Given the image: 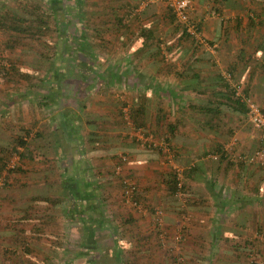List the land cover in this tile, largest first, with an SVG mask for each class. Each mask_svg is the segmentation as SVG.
Masks as SVG:
<instances>
[{
  "label": "crops",
  "instance_id": "1",
  "mask_svg": "<svg viewBox=\"0 0 264 264\" xmlns=\"http://www.w3.org/2000/svg\"><path fill=\"white\" fill-rule=\"evenodd\" d=\"M105 1H110L115 5V8L117 7L110 18L115 20L121 18L123 23H129V17L137 9V4L140 1L145 4L139 7H144L149 1L155 0ZM192 1V17L198 20L202 35L204 34L210 43L205 47L209 52H205L207 61H202L203 59L198 57L195 60L196 64H199L198 68L197 65H191L190 71L185 72L182 68L176 76L167 75L168 72L164 71L163 67H158L152 74L144 72L143 68L149 64L147 59H139L136 62L134 60L127 61L131 62L132 67L137 68L135 79L131 77L134 79V84L131 86L129 94L131 97L142 100L147 114L153 111L155 113L160 108L155 109L154 105L149 108V98L155 99L160 106L162 98L169 95L176 99L175 106L179 110L177 118L180 120H182V116L190 118L189 122L186 121L177 126L178 134L173 139V144L179 148L176 160L186 163L188 168L190 166L196 168L188 176L185 172L188 168L183 167V181H185V191H188L186 195L189 198L183 199V202L186 199V207H181L179 204L182 202L178 200L179 203L174 202L172 210L180 208L192 210L194 213L192 226L196 227L193 231L191 230L194 233L193 237L196 236L194 242L199 240L210 242V249L202 253L200 249H196L195 244L192 245L189 264H245V252L242 251V245L246 242L255 243V249L264 259V164L260 163L258 157H254L255 150L264 145V139L259 130L257 134L260 132V135L256 136L251 132L246 134L240 131L244 128L241 125H233L234 131L239 130L237 134L244 133L243 141L237 147L240 157L237 160L231 158L230 142H225L226 137H224V134L231 129V125L223 119L218 127H214L203 120L196 121L193 116L196 117V114H200L201 112L197 111H202L201 108L210 102L214 107L219 105L218 102H223L219 106L223 109V115L225 110L227 112L230 108L234 109L226 104L225 97L229 95L231 91L229 89L233 90L237 86L245 95L264 107V0ZM128 23L126 26L131 29V24ZM200 60L202 65L198 63ZM157 65L159 66L158 63ZM152 66H155V63H152ZM202 66L206 68H204L205 71L201 70ZM2 79L7 80L2 76L0 82ZM170 80L171 82L175 80L176 87L173 89L165 87L166 82L169 83ZM151 81L153 85H150ZM155 82L158 85H155ZM6 88L0 84V102L2 104L0 105V161L11 159L10 149L19 151L25 148L16 147L9 142L17 134H25L24 127L21 126L19 129L14 123L2 122V114L7 110L11 109L9 111L11 114L17 111L15 105L8 107L11 101H8L7 104L5 101L2 102L5 96L13 95L9 93L10 88ZM167 90L169 91L167 92ZM111 91L113 92H111V99L114 101L118 95L113 89ZM95 103L93 102V107L87 114V118L91 121L87 124L81 123V125H87L90 136L94 137L95 134L98 140H90V149L86 147L85 150L80 147L78 150L76 149L77 152L72 155L73 161L69 156L68 139L66 142L64 139H56L53 142L52 138L48 139L54 130L51 122L47 121L48 119L42 121L46 124V132H43V123L35 122L37 124H33V128H29L33 131L30 138L38 144L34 150L35 164L29 166L25 164L24 166L21 163L23 172L12 173L9 176V184L0 186V264H55L59 251L53 246L55 237L51 238V236L54 231L48 229L54 227V214L51 212L54 204H64L62 208L66 216L62 213L60 216L62 220L57 222L67 225L68 231L70 227L79 226L75 223L77 220L70 218V215H74L75 212L80 215V209L86 211L87 205L91 204V201H95V205H89V208L94 207V211L100 214L99 210L104 204L102 199L105 198L103 191H105L106 185L98 181L94 183L88 179L92 173L94 175L98 173L97 177L101 178L106 176L107 172L110 173L98 162L102 157L107 161L110 158L109 155L97 156L96 151L98 149L104 152L106 149L110 150L111 146L116 144L114 142L116 137L111 135V137L105 138V135L102 134L103 131L98 129V127H102L99 123L106 124V129L116 134L115 132L123 124L121 122L127 121L130 125V119L128 116H125L124 120L120 119L113 108L106 107L102 111ZM138 103L139 101L131 102L122 108V111H127L130 106L138 105ZM110 104L112 105L111 101ZM105 105L109 104L101 103V106ZM262 110L264 111V109ZM234 111L243 112L239 109H234ZM123 114L125 115L124 112ZM244 114L248 116V111ZM217 128L222 131L219 132ZM48 130H51V133ZM38 133H42V136H37ZM221 134L223 135L221 136ZM239 136L241 138V134ZM102 137H104L103 140ZM25 138L28 140L27 137ZM41 138L46 143H38ZM233 139L234 142L232 141L231 144L235 143L236 136ZM221 147L223 148L221 154L225 152L223 161H220L217 155L209 154ZM213 156L217 158L215 159ZM189 163L191 164L189 165ZM6 167L3 174L8 172ZM135 172L137 171L135 170ZM148 174L155 176L151 170L148 171ZM138 178L140 185L142 182L143 186L140 196L143 199L146 196L152 198L154 192L156 194L158 190L154 187L157 179L146 176L145 172L141 173ZM111 182L107 183L111 184ZM98 186L99 189H97ZM146 186H149L148 190H145ZM80 189L82 191H79ZM109 192L114 194L112 188ZM148 192L153 193L149 194ZM73 194L78 197H74V200L79 199L81 202L71 201ZM43 196H48L51 201L42 200ZM83 199H88L89 202H85ZM157 204L162 205L161 202ZM81 215L80 222L83 229L80 230V234L79 232L74 233L77 239L72 240L79 246L81 245L77 257L84 259L86 252H89L94 258V264H118V260L121 264L127 258H134L133 261L138 259L136 264H175L172 263L171 254L165 256L163 253H159L158 255L154 248L152 252L144 251V253L137 251L136 247H134L136 251L132 250L133 246H131V249L130 247L123 249L126 250L124 254H119L115 237L116 230H112L114 221H110V218L87 220L83 219ZM171 219L175 220L173 217ZM85 223L87 224L85 225ZM57 226L60 228L63 225ZM204 231H206L205 234H203ZM216 233L218 236H215ZM78 236H80L79 240ZM59 239L70 240L64 233L59 236ZM158 247L161 246L158 245ZM101 253L104 255L102 256ZM119 255L120 258H118ZM122 255L125 257L121 258ZM174 255L176 257V254ZM63 264L68 263L64 262Z\"/></svg>",
  "mask_w": 264,
  "mask_h": 264
},
{
  "label": "rangeland",
  "instance_id": "2",
  "mask_svg": "<svg viewBox=\"0 0 264 264\" xmlns=\"http://www.w3.org/2000/svg\"><path fill=\"white\" fill-rule=\"evenodd\" d=\"M64 1L66 2L67 7H69V12L67 17L68 24L63 29V36L66 41L62 42V44L60 40H58L55 27L50 29H54V32L49 33L46 37L43 36L40 38L38 36H34L33 38L30 35H20L11 32L6 33L0 30V77L4 75L6 71L5 68H10L11 61L18 62V65L24 70L27 68L31 77L29 80L19 78L18 85L12 84L5 79H2V82H0L2 86L7 87L6 89L10 88L9 93L13 94L12 96H9L7 93L8 97L5 96L2 99V102L5 101L7 104L8 101H11L12 103L8 102V107L15 105L14 107L17 109V111L15 110L16 112L12 114L9 113L11 109L2 114V122L14 123L16 128L19 127L20 129L21 126L24 128H33V124L36 125L37 123H43V120L48 119L47 121L51 122L55 130H53V135L51 134L48 139L52 138V142L56 139H64L66 142V139L69 138V156L73 161L74 157H72V155L77 152L79 147L84 150L85 147L87 149L91 148V136L88 132V127L87 125H81V123L87 124L91 121V119L87 118V114L90 113L91 108L93 107V102H96L95 104L98 108H101L102 111L106 107L113 108V111H116L120 118L118 108L125 107L123 106V102L130 104L131 102L139 101V98L131 97L129 94L131 86L134 84V76L137 72V68L134 66L132 67L131 62L127 61L134 60L136 62L139 59H147L149 64L143 68L144 72L152 74L158 67H163V70L168 72L167 75L176 76L182 68H184L182 70L185 72L190 71L189 67H191V65H197L195 60L198 57L199 59H203L202 61H207L205 57H207L206 53L209 52L205 47L210 43L204 34L203 37L206 40V44H201L186 36L183 33L181 26L176 22L172 12L169 10L166 0L149 1L144 7H139L140 5L145 4L140 1L137 4V9L133 11L134 14L132 12L131 17H129V23L132 27L131 29L129 26H126L128 22L122 23V26L118 28V23L115 19L110 18V15L114 14L117 8H115V5L110 1L80 0L81 3L79 5H77V0ZM39 7L41 8L40 10H38ZM58 7L61 8V5ZM26 9L30 15L24 13ZM34 10H38L37 12H34L35 14L40 12L48 14L52 13L51 8H49L43 0H0L1 14L9 12L10 15L15 16L22 13L31 19L33 15L32 11ZM77 11H80L82 18L79 19V17L76 16ZM107 15H109V17H106ZM50 19L54 21L53 17H50ZM193 19L198 22L196 18L193 17ZM83 32L86 45L91 54V61L94 62L92 65L95 70V74L91 75L89 79L84 80L79 77L80 74L76 69L77 65L74 58L75 50H69L67 53H63L62 51V48L66 46V43L69 44L70 41L81 35ZM11 40H20L21 42L15 45V48H10V43L7 46L6 44ZM159 45L161 47L164 45L166 49L165 51L168 53L167 58L162 56L164 54L163 52L161 54ZM152 63H155V66H152ZM198 63L202 65L201 60ZM198 66L199 64L197 65V68ZM202 67L203 69L201 70L205 71L206 68L204 66ZM54 72L57 73L58 76L55 78V82L50 86L51 83L49 79H51ZM131 77H134V79L132 78V80ZM31 83L34 86H31ZM150 85H153L152 81L150 82ZM155 85H158V83L155 82ZM175 85V80L173 82L170 80L169 83L166 82L165 87L167 89H173L176 87ZM112 89L116 91L118 95L116 96L117 99L114 100L115 102L111 99L113 93L111 91ZM168 91L169 90H167V92ZM30 92L32 93L30 94ZM34 93L39 95H36L38 99L36 100L35 98L31 101L32 99L29 97H33V95H35ZM46 95L51 97H48L47 101L43 103L42 98ZM25 96L28 98L25 99ZM148 100L149 108L154 105L155 109L160 107L165 108L169 113L171 112L168 118L169 122H173L174 119H177L179 110L176 109L175 98L165 95L162 98L160 106H158L159 103H157L155 99L151 100L149 98ZM110 101L112 105L110 104ZM101 103H108L109 105L101 106ZM0 105H2L1 102ZM261 108L264 109L262 106ZM153 112L151 113L153 114ZM84 113H86V115H84L86 118L83 116ZM67 115L70 123L78 126V129L73 132L72 137L67 135V133H65V131L59 126L63 117L67 118ZM224 115L226 117L224 121L231 125V129L224 134V137H226L225 142H230L229 144L232 151L231 158L238 160L240 157L237 153V147L242 143L244 133L248 134L251 132L253 135L259 136L260 132L257 134L258 130L254 128L249 117L243 112H236L234 109L230 108L227 112L225 110ZM185 119L189 122V118ZM44 123L42 124L43 132H46V124ZM99 124L102 125V127H98V129L103 131L102 134L105 135V138L115 135L116 139L114 142L116 144L111 146L110 150L106 149L105 152L99 149L96 151L97 156L107 154L106 156L109 155L108 157H110L107 161H105L106 159H104V157L98 161L103 167H106L105 170H109L110 173L107 172L106 176L102 178L99 176L97 177L98 173L95 175L92 173L89 177L90 179H88L94 183H97L98 181L106 185L105 191H103L105 198H103L104 200L102 199L104 204L102 205L101 210H99L100 214H98V212L94 211V207L89 208V205H95V201H91V204L86 203L88 204L87 206L89 210L87 207L86 211L80 209V215L82 214V218H86L87 220L110 218V221H114V227L112 226V230H116L115 237L117 239V250L119 254H124L126 250L123 249L129 247L131 249V246H133L132 250L137 248V251H145L146 253L152 252V249L154 248L158 255L159 253H163L165 256L171 254L170 257L173 259L175 256L174 254H176L177 259L181 261V264H189L192 245L195 244L196 249H200L202 253L209 250L210 242H205V240L194 242L196 236L193 237L194 233H192V231L196 227L192 226V224H194V213L192 210L186 208L184 210L181 208L179 210H172L174 202L179 203L178 200L182 202V204H179L181 207H186V199L184 202L183 199L188 197L186 195L188 191H180L176 195H170L166 186V179H168L167 173L171 172L172 167H178L181 169H183V167L188 168L186 163H181L179 160L175 159L177 155H174V152L173 150H170L169 145L164 147L165 144H162V138L157 136L154 138H146L147 136H145L142 131L133 129L131 125L127 124V122L115 132L116 134H113L109 129H106V124H102V122ZM235 124L244 127L240 130L244 132L240 133L241 138L239 136L240 134H237L239 130L234 131V129H232ZM50 131L51 130H48V132ZM221 131L222 130L220 129L219 132ZM32 133L28 136L25 148L19 150L20 152L10 149L11 159H9V161L11 160V164L16 163L20 165L22 163L24 166L25 164L26 166L35 164L36 159L34 157V150H36L35 146L38 144L30 138L32 137ZM117 134H119V136H117ZM222 135L223 134H221V136ZM235 136L237 138L235 141L236 144H231ZM104 137H102V140ZM147 139L151 142L150 147L146 144ZM39 140L41 141L38 143L45 142L42 141V138ZM94 140H98V138L95 137ZM161 149L162 152L160 153L159 150ZM217 153L220 154L221 152ZM20 155L23 156L21 157ZM119 161L123 164L121 167L117 166ZM190 164L191 163H189V165ZM135 170L137 172H135ZM150 170L152 173H155V176L148 174V171ZM144 172L146 176L157 179L154 187L158 190L156 191V194L154 192L152 198L146 196L144 199L141 198L138 205H133V202L129 201L125 195L124 181L125 179L134 178L138 183L137 192L138 195H140L143 186L142 182L140 185L138 177ZM110 181H112L111 184H108L107 182ZM111 188L113 189L114 194H110L109 190ZM146 189L148 190L149 186H146L145 190ZM79 191L82 190L80 189ZM148 193L151 194L153 192ZM72 197L73 200L71 201L81 202L79 199L74 200V197L78 198L75 194H73ZM84 200L85 202L88 201V199H83V201ZM159 202H161L162 205L157 204ZM58 204H54L52 207L53 209L51 210L54 214V227L48 228L49 230L53 229L54 231L51 238L55 237L53 240V246L54 248H58L57 251H59L55 264H63L64 262L68 264H94V258L92 256L91 258L85 257L84 259L76 256L81 249V245L79 246L78 243L72 242V240L77 239V236L74 235V233L77 234V232H79L80 234V230L83 229L82 223L80 222V215L76 212L74 215H70V218L77 220L75 223L79 226H75L74 228L70 227V230L76 232L68 231L66 228L67 225H64L62 222H57L62 220L60 216H62V213L64 214L62 208L64 207V204H62L63 206ZM64 215L66 216V213ZM57 216L58 220L56 219ZM130 217L137 220V222H134L132 225L126 223V220H129ZM172 217L175 220H172ZM59 224H62L63 226L58 228L59 226L57 225ZM200 230L201 228L199 231ZM58 232L60 234H57ZM156 232L159 233L158 238L161 241L159 246L161 245V247H158V242H156L157 237L150 242H141L139 244L141 245V248L138 247L137 240L141 237L139 235H154ZM205 232L206 231H204L203 234H205ZM62 233L66 234L67 238H70V240H60L59 236H62ZM79 239L80 236H78V240ZM89 243L91 244L90 241ZM101 244H103V242H101ZM53 246L51 247L53 248ZM103 252H106V250H103ZM247 252L250 253V250ZM101 254L102 256L104 255L103 253ZM75 257L77 258L75 259ZM123 257L125 256L122 255L121 258ZM256 257L258 263L264 264V259H262L260 255ZM118 258H120V255ZM159 258L162 259L160 256ZM172 263H175L174 260ZM118 264H120L119 260ZM246 264L251 263L247 261Z\"/></svg>",
  "mask_w": 264,
  "mask_h": 264
},
{
  "label": "trees",
  "instance_id": "3",
  "mask_svg": "<svg viewBox=\"0 0 264 264\" xmlns=\"http://www.w3.org/2000/svg\"><path fill=\"white\" fill-rule=\"evenodd\" d=\"M45 1V3L49 6V8H51V14L48 13H34L37 12L38 10H40L41 8L39 7L38 10H34L32 11V18L30 19L28 16H26L27 14L30 15V13H28L27 9L24 11V13H26V15L19 13L18 15H10V13H5V14H1L0 13V30L4 31V32H11V33H17L20 35H30L34 38V36H38L43 37L46 35H48L51 32H54V29L50 30L51 28L55 27V32L58 35V40H60L61 44L62 42H65L66 39L63 36V29L67 26L68 24V8L67 4L64 0H43V2ZM81 2L80 0H77V5H79ZM61 5V8H59L58 6ZM26 8V7H25ZM173 15V14H172ZM76 16L80 18L81 17V13L80 11H77ZM174 16V15H173ZM50 17H53L54 21L52 19H50ZM63 19V20H62ZM63 21V22H62ZM118 23V28H120L122 26V19H116L115 20ZM80 24V22H79ZM121 25V26H120ZM184 33V32H183ZM186 36H188L186 33H184ZM189 37V36H188ZM21 41L20 40H11L9 41L6 46L9 44L10 48H15V45L19 44ZM72 43V44H71ZM75 48V49H73ZM159 48L161 50V54H162V47L159 45ZM72 51L75 50V60H76V65H77V70L79 72V77L84 80V79H89L91 77V75L95 74V70H94V66L92 65L91 61V54L89 53L88 47L86 45V41H85V35L84 32L81 33V35L77 36L76 38H74L72 41H70V43H66V46L64 48H62L63 53L67 51ZM164 54V53H163ZM166 58L165 55H162ZM61 57V55H60ZM59 57V59H60ZM5 73H4V78H6L8 80V82L12 83V84H19V78H24V79H31L30 77V72L28 71V69L26 68V70L22 69L20 67V65H18V62H14L11 61V66L10 68H5ZM94 72V73H92ZM15 74V75H14ZM17 74V75H16ZM195 74V73H194ZM57 73L54 72V74L51 76L50 80V86L52 85V83L55 82V78L57 77ZM21 80V79H20ZM47 81V80H46ZM31 86H34L32 83L30 84ZM229 88V87H228ZM231 90L229 92V95L226 98V104H228V106H231L234 109H239L240 111H243L244 113L248 111V107L245 105L246 103H244L241 100V97H238L235 94V89H229ZM32 92H30L31 94ZM35 95H33V97H29L31 99H38L37 96H39L37 93H34ZM37 95V96H36ZM247 96V95H246ZM51 97L49 95L43 96L42 98V102L45 103V101H47V98ZM25 99L28 97H24ZM141 101V102H140ZM219 105L218 106H212V103L210 102V104L203 106L201 109L202 111L198 110L197 112H201V116L200 114H196V117L193 116V118L196 119V121H204L205 123H208L214 127H218V125L223 121V119L225 120V115L222 114L223 109L220 108L219 106H221V104L223 102H218ZM128 103L123 102V106H128ZM194 107V106H193ZM120 108V109H119ZM119 115H120V119L124 118L125 116H128L130 119V125L132 126L133 129L136 130H140L143 132V134L145 136H147L146 138H150V137H159L163 139V142L165 144L164 147L168 146L170 147V150H173L174 155L176 156L178 153V147H176L173 144V139L175 138V136L178 134L177 131V126L180 124H183L184 122L187 121V119L185 120V117L182 116V120H180V118L174 119L173 122H169L168 118H169V114H171V112L169 113L168 110H166L165 108H158L156 110L155 113H151V114H147L146 112V107L144 106V103L142 102L141 99H139V103L138 105H134V106H130L129 109H127V111H122V108L119 107ZM183 110V109H182ZM123 112L125 113V115L123 114ZM203 117V118H202ZM189 118V117H187ZM190 119V118H189ZM123 120V119H122ZM132 121V123H131ZM125 122H121L123 124H121L120 127H123V125L125 124ZM129 125V122H127ZM60 128L63 129V131H65V133H67V135H69L70 137H72V134L74 131H76L78 128L77 125H74L72 123H70L69 119H68V115L67 118L63 117V119L60 122ZM59 128V127H58ZM218 130H220L219 128H217ZM25 132L22 134H17L16 136L12 137L11 141H9L11 143V145L13 144L16 147H25L27 144V139L25 137L28 138V136L31 134V129L29 128H24L23 129ZM37 136H42V133H38ZM97 137L94 134V137H91L90 140H94V138ZM69 140V138H68ZM152 140V139H151ZM146 144H148L150 147L151 146V142L148 141V139L146 140ZM162 146V145H161ZM163 147V146H162ZM223 148L221 147V149H217V151H213L210 153H213V155H217L220 161H223V159H225V152H223L221 155L217 152H221ZM20 152V151H19ZM159 152H162V149L159 150ZM209 153V154H210ZM208 154V155H209ZM23 155H21L22 157ZM176 159V157H175ZM216 159V158H215ZM11 161V160H10ZM9 161V159L6 160H1L0 161V186H6L9 184V176L12 173H17V172H23V168L19 165V164H11ZM123 164L119 161L118 165L119 167H121ZM8 167V172L6 174H3V171L5 170V167ZM6 167V168H7ZM194 166H190L185 172L186 175L190 176L191 172L193 173L195 171ZM183 171V169L178 168V167H172L171 172L167 173L168 179H166V186H167V190L169 192L170 195H176L177 192L179 190L181 191H185V181L184 180V175L182 172V177H180L179 172ZM132 178V177H131ZM133 180H135L134 178H132ZM136 181V180H135ZM137 187H138V183L136 181ZM97 189H99V186L97 187ZM138 190V189H137ZM137 194L135 195V201L137 203L140 202L141 200V196ZM42 200L44 201H51V199H49L48 196H43L41 197ZM191 203V202H190ZM190 205V204H189ZM134 222H136V220H134L132 217H130L129 220H126V223L128 224H133ZM87 223H85L86 225ZM87 228V226H86ZM159 233H155L154 235H148V236H141L139 237V240H137V244L138 247H140L141 245H139L141 242H148L151 241L153 239H156V242H158V245L161 243L160 239L158 238ZM215 236H218V234L216 233ZM220 236V235H219ZM255 243L252 242H246L244 243L242 246L243 248V252H245L244 256H245V264L247 263V261L251 264H260L258 262H256L255 260H251L250 255L255 254L256 256L260 255L259 252L255 249L254 246ZM161 246V245H160ZM90 247V246H88ZM87 247V248H88ZM86 248V249H87ZM250 250V253H248L247 251ZM87 258H91V255L89 252H86V256ZM134 258H127L126 261L121 262V264H136L135 262H137L138 259L136 260H132ZM175 264H181V261H179V259H177V256L173 258ZM172 260V262H173Z\"/></svg>",
  "mask_w": 264,
  "mask_h": 264
},
{
  "label": "built area",
  "instance_id": "4",
  "mask_svg": "<svg viewBox=\"0 0 264 264\" xmlns=\"http://www.w3.org/2000/svg\"><path fill=\"white\" fill-rule=\"evenodd\" d=\"M192 2V0H166L169 10L174 15L176 22L181 26L184 33L199 43L206 44V40L202 35L199 23L192 17ZM162 49L164 55L167 58L168 53L165 51L166 49L164 45H162ZM235 94L238 97H241V100L246 103L248 107L249 119L252 122L254 128L262 133V138L264 139V111L262 110L261 106L255 100L246 96L238 86L235 87ZM162 144H164V142ZM213 157L217 158L215 156ZM254 157H258L260 163L264 164V145L260 149L256 150ZM123 159L126 160L125 158ZM179 175L182 177V171L179 172ZM124 183L126 197L129 201L133 202V205H138L134 199L138 189L136 181L134 182L132 179H125ZM250 258L253 261H258L255 254L250 255Z\"/></svg>",
  "mask_w": 264,
  "mask_h": 264
}]
</instances>
